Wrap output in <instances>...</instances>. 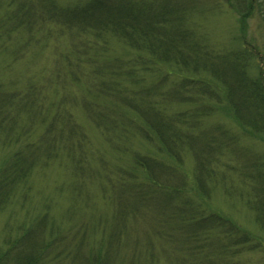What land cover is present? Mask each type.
Here are the masks:
<instances>
[{"label": "rangeland", "instance_id": "obj_1", "mask_svg": "<svg viewBox=\"0 0 264 264\" xmlns=\"http://www.w3.org/2000/svg\"><path fill=\"white\" fill-rule=\"evenodd\" d=\"M52 1L58 5V13L52 14V17L33 21L30 27H21L13 33L0 31V90L8 93V99L4 102L6 114L0 118L6 125L2 127L0 124V169L27 142L42 143L38 145L41 149L37 151L36 165L27 181L17 183L15 191L12 190L0 206V262L6 258L3 255L11 246L23 243L27 246L25 237L28 233H33V241H36L38 248L50 244L46 250L49 260L63 254L55 263L49 264H89L87 256L91 254L94 256L92 259H98L97 264H198L205 253L213 261L215 254L206 246L215 234L224 235L216 229V225H207L197 233H190L175 224H165L164 229H160L164 213L152 216L153 219L143 216L128 225L126 231L123 227L124 232L119 239L109 241L111 251L107 261L109 247H106L105 240L108 232L117 233L120 223V217L113 221L111 205L116 207L125 194L121 190L113 191L106 184L104 176L109 179L108 184L129 178L137 155L155 154L167 160V163L174 162L158 151L152 140L136 132L135 124L129 121L133 117L127 113L129 110L119 118L118 122L123 127L119 133L111 134L96 125L93 117L98 111L90 113L87 108V102L93 100L89 88H96V84L89 78L91 66L87 65L86 55L87 52L91 53L87 43L96 40L91 33L80 32L78 24L71 25L58 19L59 8L87 0ZM194 1L197 7L186 15L192 31V37L188 38L190 41L206 44L214 52L224 53L241 48L246 43L262 57L264 8L260 12L256 5L245 21L235 10L234 2ZM2 18L4 12L1 8L0 20H4ZM12 23L9 22L10 25ZM242 28L247 31L243 32ZM105 46L110 56L121 59L119 67L123 71L135 70L136 79L130 78L128 81L137 85L130 84L127 94L158 82L159 78L154 79L155 70L145 72L148 73L145 75L141 71L151 70V67L141 60L134 61L137 56L144 59L149 56L146 49L136 50L120 38L109 35L97 41L98 48ZM63 56L69 60L64 62ZM261 62L264 65V61L253 62L252 73L258 72ZM162 66L166 64L162 63ZM175 71L174 76L166 78V82L162 80L165 84L158 87L160 89L153 87L148 95H144L152 100L153 105L161 107L160 102L172 101L170 95L161 94L170 93L169 86L178 84L179 79L174 77L182 72L179 69ZM121 89L126 91L123 85ZM191 98L195 97L181 93L177 97L179 101H174L172 105L165 103L164 108L169 114L186 113L192 108L189 103ZM172 99L175 98L172 96ZM22 102L32 106L37 113L27 116ZM107 111L110 112V109ZM190 116L185 122L192 121V126L191 122L179 125L183 131L188 129L192 136H215L214 141L210 142L211 155L208 158V167L213 172L205 179L206 191L200 190L195 182L196 154L186 147L182 149L179 171L175 175H168V178L186 188L183 206L188 205L197 212V216L218 214L244 232L261 236L254 211L249 205L254 195L253 186L242 171L253 161L256 164L264 163V138L248 133L232 113L224 110L214 111L207 107L198 117L193 119ZM134 178L140 180L143 177L134 175ZM46 216L49 219L43 222L40 231L39 220ZM174 217L177 218L176 214ZM76 234L79 238L84 235V246L79 259L70 262L67 257L75 252L80 243ZM241 252L236 259L229 253L227 260L235 263L239 259L240 264H264V252ZM12 254H16V250ZM3 263L14 264L9 257Z\"/></svg>", "mask_w": 264, "mask_h": 264}, {"label": "trees", "instance_id": "obj_2", "mask_svg": "<svg viewBox=\"0 0 264 264\" xmlns=\"http://www.w3.org/2000/svg\"><path fill=\"white\" fill-rule=\"evenodd\" d=\"M227 1L234 2L235 10L245 21L252 15L256 5L260 12L264 8L263 0ZM57 7L58 5L52 0H1L0 9H3L4 18L2 19L4 20H0V31H4V34L13 33L21 27H30L33 21L37 22L58 13ZM196 7L197 3L194 0H87L84 3L59 8L58 19L61 22L71 25L72 23L78 24L80 32L91 33L96 40L94 43H87L91 53L87 52L86 54L87 65L91 66L89 78L96 84V88H89L90 97L93 100L87 102L90 113L98 111L93 117V121L99 127L110 131L111 134L119 133L123 128L118 122L119 118L123 117V112L129 110L127 113L133 115L129 121L135 124L136 132L143 135V138L152 140L157 150L165 153V157L174 162L167 163V160L158 158L155 154L137 155L135 167L129 171L131 175L129 178L121 179L118 183L114 181V184H108L109 179L104 176L106 184L111 186L113 191L121 190L125 194L119 199L116 207L111 205L109 196V205L114 210L113 221L114 218L120 217V223L117 233L110 234L111 231L108 232L109 235L105 240L106 247H109L107 261H109V251H111L109 241L119 239L124 232L123 227L126 231L128 225L130 226L143 216L152 218V216L163 213L164 219H161L160 229H164L165 224H169L168 226L175 224L186 228L190 233H197L198 230L205 229L207 225L214 224L216 229L224 234H215L206 246V249L215 254L213 261H210L209 255L205 253L198 264H240L239 259L237 262L234 261L235 263L227 260L230 251H232L230 256L235 259L242 253L241 251L264 252V163L256 164L253 161L243 167L242 171L245 178L249 180V184L253 186L254 195L253 199L249 201V205L254 211L255 220L261 231L259 237L244 232L236 224L218 214H209L206 217L204 215L197 216V212L190 209L188 205L183 206V193L186 188L168 178V175H175V172L179 171L178 163L181 151L186 147L196 154L197 161L194 170L196 185L200 190L206 191L205 179L213 172L208 167L209 154L211 155L210 142L215 136L205 137L204 135L200 136L201 134L192 136L188 129L183 131L179 125L183 122L184 124L191 122L190 126H192V121L185 122V119L190 115V118L193 119L198 117L199 113L207 107L214 111L224 110L232 113L236 121L248 133L264 138L263 62H261L262 65L258 72L252 73L253 62L264 61V53L260 57L261 54L246 43L242 44L241 48L229 52H214L206 44L190 41L188 38L192 37V31L188 26L186 15ZM263 13L262 20H264ZM11 21L13 23L10 25ZM241 30L247 31L244 28ZM108 35L120 38L136 50L146 49V52L150 53L149 56L147 55L145 59L137 56L134 61L141 60L143 64L149 65L151 70H142L141 72L146 75L155 70L154 79L159 78L161 81H154L150 87L146 85V87H141L140 91H132L127 94L130 84L137 85L128 81L130 78L136 79L135 70L123 71V68L119 67L121 59L110 56L105 49L106 46L104 48L97 47L98 39H103ZM97 53L98 59L96 58ZM63 60L66 62L69 59L65 60L63 56ZM162 63L166 66L163 67ZM177 69L182 72L178 77H174L179 79L178 84L169 86L170 93L161 94L170 95L172 101L160 102L161 107L153 105L150 102L152 100L147 99L144 95H148L153 87L160 89L165 84L166 78L174 76L173 73H176ZM121 85L126 91L121 89ZM184 92L188 97H195L191 98L189 102L192 104V108L186 113H167L164 104L172 105L174 101H179L177 97ZM172 96L175 99H172ZM6 97H8V93L0 90V104H3L0 106V118L6 114L4 110V102L8 99ZM22 104L27 116L37 113L32 106H26L23 102ZM108 104L110 106H107ZM109 109L110 112H105ZM0 124L2 127L6 126L3 124V120H0ZM224 134L226 135V133ZM41 144L39 141L36 144L27 142L25 147L9 157L0 169V206L9 197L12 190L15 191L17 183L24 184L27 181L33 166L36 165L37 151L41 149V146L38 145ZM170 166L178 170L174 171ZM134 175H140L143 178L138 180L134 178ZM197 186L195 187L197 188ZM174 214L177 218L174 217ZM46 219L48 220L49 216L39 220L40 231L43 227L41 225L46 222ZM35 233L36 231L34 235ZM78 234H76V238L80 239V243L77 244L75 252L67 257L70 262L79 259L78 255L84 246V235L79 238ZM33 237V233H28L25 237L27 246L25 243L20 246H11L3 257H9L14 264H49L55 263L63 255L60 254L57 258L49 260L46 250L50 244L48 243L47 246L44 244L38 248ZM206 240L208 241V239ZM14 250H16V254H12ZM192 251L197 255L194 250ZM93 257L92 254L87 256L89 264H97L98 259H92ZM6 258H3L0 264H4ZM195 260L197 261V259Z\"/></svg>", "mask_w": 264, "mask_h": 264}]
</instances>
